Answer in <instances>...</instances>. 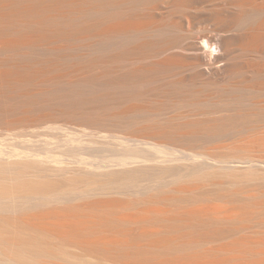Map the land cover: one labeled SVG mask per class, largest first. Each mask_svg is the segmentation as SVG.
<instances>
[{"label": "bare ground", "instance_id": "1", "mask_svg": "<svg viewBox=\"0 0 264 264\" xmlns=\"http://www.w3.org/2000/svg\"><path fill=\"white\" fill-rule=\"evenodd\" d=\"M0 197L14 264H264V0H0Z\"/></svg>", "mask_w": 264, "mask_h": 264}, {"label": "rangeland", "instance_id": "2", "mask_svg": "<svg viewBox=\"0 0 264 264\" xmlns=\"http://www.w3.org/2000/svg\"><path fill=\"white\" fill-rule=\"evenodd\" d=\"M200 29H201V27H198V30H200ZM207 29H210V31H211V27L210 26H208ZM175 163H178V162H175ZM2 199L3 198L0 197V204H4L5 203V201H3ZM7 212H10V211L0 208V215L7 214ZM3 233H5V232L4 231H0V234H3ZM5 255L6 256H10V257H14V256L17 255V250H14L10 246L0 242V264H14L13 262H9V261H7L5 259H2L4 257H6Z\"/></svg>", "mask_w": 264, "mask_h": 264}]
</instances>
